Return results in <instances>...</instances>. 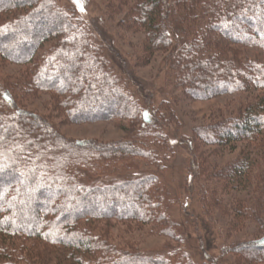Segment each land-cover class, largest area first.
Returning <instances> with one entry per match:
<instances>
[{
	"label": "trees",
	"instance_id": "obj_1",
	"mask_svg": "<svg viewBox=\"0 0 264 264\" xmlns=\"http://www.w3.org/2000/svg\"><path fill=\"white\" fill-rule=\"evenodd\" d=\"M122 1L127 16L119 27L148 31L145 56L168 48L184 92L185 75L200 68L190 84L193 99L264 91V0ZM246 48L257 54L242 56ZM195 54L200 57L193 62ZM0 59L22 68L0 81V264H193L182 243L177 245L170 215L180 198L157 175L129 170L141 164L136 161L158 164L156 152L169 148L164 130L172 117L152 105L136 108L128 82L115 74L105 48L76 10L61 0H0ZM199 80L202 91L193 89ZM40 94L50 95L54 115L70 123L114 121L130 127L138 120L141 128L115 143L74 142L54 118L22 107ZM238 111L199 129L197 142L187 141L191 158L184 195L197 193L199 215L218 214L217 225L224 206L235 202L228 205L236 219L227 221L229 236L243 232L238 240L253 241L223 247L222 257L264 264V202L256 197L257 191L264 195V170L251 178L248 155L220 165L198 144L264 149V94ZM234 192L241 194L224 199ZM141 227L172 239L167 251L146 253L120 236L121 229ZM205 256V264L226 263Z\"/></svg>",
	"mask_w": 264,
	"mask_h": 264
},
{
	"label": "rangeland",
	"instance_id": "obj_2",
	"mask_svg": "<svg viewBox=\"0 0 264 264\" xmlns=\"http://www.w3.org/2000/svg\"><path fill=\"white\" fill-rule=\"evenodd\" d=\"M62 6L76 10V13L83 21L91 27L97 36L98 42L105 48L108 59L111 61L114 72L118 78H123L128 82L130 90L135 96L137 109L143 110L151 105L163 112L167 117L171 116L173 122L169 127L165 128V133L169 139L168 151L163 154L156 152L159 156L158 164H149L146 167L141 161V164L130 165L129 170L133 172H149L157 175L159 179L172 190L179 198L171 209V220L176 225V236L179 238L177 245L182 243V247L187 252L193 261V264H205L207 257L205 253L211 257H222V248H230L241 242L246 244L252 242L253 239H240L246 235L243 232H236L229 236L232 229L227 226V221H236L233 218V210L228 203L223 213V222L217 225L214 218L218 220V214L212 219L209 217L200 216L201 207L198 203L197 193L192 197L184 195V191L188 186L185 181L188 174V166L190 150L187 141L197 142L196 132L199 129H204L210 124L218 123L224 119L234 117L239 112V108L252 102L258 95L264 94V91L251 93H225L211 99H193L190 96L191 83L196 72L187 73L185 75L184 92L179 84L180 75L175 74L171 67L170 50L163 48L147 56L143 55V48L149 45V36L146 29L141 31L132 30L128 32L118 25V21L122 20L127 14L124 11V2L121 0H61ZM127 7V6H126ZM244 27V25H242ZM250 30V29H249ZM193 40V37L190 38ZM49 45H47V48ZM231 49V48H229ZM232 49H234L232 47ZM242 56H254L256 50L243 49ZM200 57L195 54L191 60ZM203 58L204 56L201 55ZM72 59V58H71ZM195 62V61H193ZM208 68V65H203ZM22 72V68L16 65H10L0 59V81H6L9 77L18 76ZM217 74V73H216ZM249 74V73H245ZM217 77V75H216ZM212 81V80H211ZM219 81V79H214ZM221 81V80H220ZM204 83L199 80L193 88L202 91ZM22 107L37 113L43 117L54 118L53 123L56 125L61 134L69 140L76 141H97L102 144L115 143L124 141L131 137L138 129V124L132 126L120 125L114 121H103L96 123L75 124L70 123L67 119L54 113V107L51 97L48 94H40L28 100H24ZM158 111V112H159ZM166 112V113H165ZM55 114V115H54ZM138 123V122H137ZM208 129V128H207ZM211 135V134H210ZM214 136V135H212ZM202 142V143H201ZM199 142V147L213 161L220 165L233 163L240 156L249 157L251 163V178L264 170V149L256 147L255 144L234 143L228 148L215 149L211 146H204V141ZM258 163V164H257ZM132 167V169H131ZM132 173V171H130ZM185 186V187H184ZM186 193V191H185ZM257 193H259L257 195ZM256 197L264 202V195H260L257 191ZM241 193L230 194V198L224 196V199L231 200L234 197H239ZM245 194V193H244ZM246 195V194H245ZM243 196V194H242ZM245 197V196H244ZM191 201L185 204L186 201ZM225 214L229 215L226 216ZM199 221V222H198ZM239 221V219L237 220ZM226 224V226H225ZM222 228V231H220ZM123 230L122 238L130 240L137 244L141 251L146 253H163L166 252L173 240L167 237L160 236L148 227L121 229ZM254 230V229H253ZM226 231L227 233L223 232ZM256 234L259 230H254ZM243 234V235H242ZM263 234H259L261 237ZM114 240L118 241L119 237L115 235ZM257 255L262 253V250L256 251ZM235 255L228 254L222 257L226 261L225 264H250L245 259H240ZM258 264V263H257Z\"/></svg>",
	"mask_w": 264,
	"mask_h": 264
}]
</instances>
